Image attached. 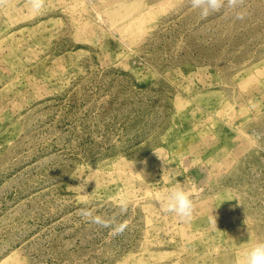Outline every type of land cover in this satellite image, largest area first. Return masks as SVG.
I'll return each instance as SVG.
<instances>
[{"label": "rangeland", "instance_id": "374dc122", "mask_svg": "<svg viewBox=\"0 0 264 264\" xmlns=\"http://www.w3.org/2000/svg\"><path fill=\"white\" fill-rule=\"evenodd\" d=\"M43 2L0 0V264H245L264 0ZM178 184L187 221L158 204Z\"/></svg>", "mask_w": 264, "mask_h": 264}, {"label": "clouds", "instance_id": "9594fccd", "mask_svg": "<svg viewBox=\"0 0 264 264\" xmlns=\"http://www.w3.org/2000/svg\"><path fill=\"white\" fill-rule=\"evenodd\" d=\"M191 6L193 9L200 10L201 15L207 16L212 12L219 11L224 6V0H191ZM43 8V0H30V10L33 13H39ZM82 192L83 188L81 189V197L85 199L82 202L87 203L88 194H82ZM191 196V191L186 189L183 184H178L171 190L160 194L158 204L164 212L172 213L178 219L187 221L191 219L194 210V202ZM81 213L84 216L92 215L87 208L82 209ZM96 222H99L98 218ZM245 264H264V241H257L247 250Z\"/></svg>", "mask_w": 264, "mask_h": 264}]
</instances>
